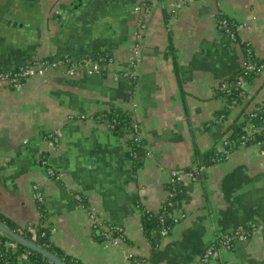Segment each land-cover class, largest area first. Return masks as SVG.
Wrapping results in <instances>:
<instances>
[{
  "label": "crops",
  "instance_id": "0c3cea01",
  "mask_svg": "<svg viewBox=\"0 0 264 264\" xmlns=\"http://www.w3.org/2000/svg\"><path fill=\"white\" fill-rule=\"evenodd\" d=\"M144 1L0 0V70L103 51L113 56L111 71L101 74L70 77L52 68L20 89L0 88V213L22 227L44 219L55 245L81 264H132V258L198 264L219 235L244 227L251 228L248 239L204 264H264V144L236 147L202 177L186 176L167 235L148 234L142 223L143 212H157L167 199L171 170L189 175L212 151L224 150L239 107L228 121L217 119L225 103L216 91L245 66L243 44L264 59V0H192L180 7L152 0L138 41L134 8ZM219 15L237 25L236 41L220 29ZM135 46L134 85L116 72L130 69ZM253 82L247 112L262 101L264 71ZM126 109L135 112L150 151L138 167L126 137L94 118ZM92 209L122 228L127 241L96 235Z\"/></svg>",
  "mask_w": 264,
  "mask_h": 264
},
{
  "label": "trees",
  "instance_id": "16d2710c",
  "mask_svg": "<svg viewBox=\"0 0 264 264\" xmlns=\"http://www.w3.org/2000/svg\"><path fill=\"white\" fill-rule=\"evenodd\" d=\"M152 0H146L141 4L145 6H149L150 8L153 6ZM221 19H225L227 21L228 28L236 35L238 39V31L237 25L234 24L230 19L228 20L227 17L223 15H219L218 22ZM220 29H223L219 24ZM236 39V40H237ZM245 54L246 59L251 61V63L255 64L254 69H246L245 67L241 68L236 74L235 77L231 80L229 85L225 88L219 89L216 91V94L221 97L224 101L223 109H220L216 113V118L223 121H228L231 112L234 108H238L239 112L236 116L231 120V123L227 125L225 134L228 135V145L225 147L224 150L221 151H212L209 156L205 157L200 165H212L221 160H223L229 151L232 149L239 147L241 145L248 146L252 144L260 143L264 144V123H262V117H264V95L261 102H255V108L247 112L246 103H244L245 99L252 92H250L249 87L253 85L254 78L259 77L263 71L264 66L261 68L260 65L264 64V59H259L256 57L252 50L251 56L248 55L247 51L250 46L245 43ZM112 54L108 51L100 52L93 57L98 59L103 57L105 60L102 64H106L108 58L111 57ZM2 71V70H0ZM103 72H106L104 70ZM239 80L244 81V87L239 85ZM264 90V86L262 87ZM261 89V90H262ZM248 92V93H247ZM258 91L251 95V100L256 97ZM250 96V95H249ZM260 107V108H259ZM254 114V115H253ZM94 118L101 123H106L110 130L126 137V144H127V153L131 158L133 165L135 167L140 166L142 157L146 156L147 148H146V140L143 139L141 141H136V131L134 130V121H135V112L126 109L121 111H104L101 113L94 114ZM256 129V131L254 130ZM252 131V132H251ZM244 137V138H243ZM246 140L243 144L242 142ZM203 172L197 173V177H202ZM39 210L41 211L42 215H46V209L42 202L38 201ZM177 205H176V189H172L169 187V195L167 199L162 203L161 207L157 212H143L142 215V223L147 230L148 234L154 232L157 236H162L161 230L167 229L170 231L174 224L177 221ZM43 217V216H42ZM45 217V216H44ZM43 217V218H44ZM0 221L5 223L7 226L16 230L18 233L20 232L23 236L32 240V233L27 229L28 227H22L16 225L12 220L8 217L4 216L0 213ZM108 230L113 232L114 236H121L123 237L124 241H127V236L122 228H115L112 227L111 224L104 221L103 224ZM37 232V238L35 242L38 244L46 247L47 249L53 251L61 258H65V260L71 264H81L80 262L76 261L69 255L65 254L57 245H55L53 241V233L46 225L44 219L39 221L37 224L34 225ZM94 233L98 235L100 238H105L103 235L104 228L102 226L94 227ZM246 231H249L251 228L244 227ZM223 234L219 235L213 243H217ZM10 241V239L0 233V264H22L23 263H31V264H52L49 260L45 259L42 255L36 252H32L26 247L19 245L16 250L8 247L6 243ZM21 252H30L29 258L27 260H20ZM139 261L138 258H132V262Z\"/></svg>",
  "mask_w": 264,
  "mask_h": 264
},
{
  "label": "built area",
  "instance_id": "2783aa9c",
  "mask_svg": "<svg viewBox=\"0 0 264 264\" xmlns=\"http://www.w3.org/2000/svg\"><path fill=\"white\" fill-rule=\"evenodd\" d=\"M192 0H176L174 6L180 7L184 3H189ZM174 8V7H173ZM135 11L139 14V21L137 28L134 32L135 38L140 41L143 35V29L148 25V22L150 20V7L145 6L143 4L137 5L135 8ZM219 24L221 27H223L224 32L227 33L233 41H236V35L231 31V29L228 28L227 21L225 19L220 20ZM139 46V45H137ZM139 50L135 46V51H133V56L131 57V67L128 70L118 71L116 72L117 75L124 76L128 80L132 81L131 83L134 85L137 84L138 80V74L136 70V65L139 58ZM248 55L251 56L252 51L248 49L247 51ZM113 56L108 58V61L106 64H102V62L105 60L103 57H100L98 59H95L93 56H87L84 57L78 61H70V60H58L56 62H49V61H40V62H32L25 65H22L18 68L10 69V70H2L0 71V87L1 86H8L13 87L15 89H20L28 79L35 76H43L46 74V72L52 68L55 69H62L63 72L70 77H76L85 73H103L104 70L111 71L112 69V63H113ZM264 64L260 65L262 68ZM246 69H254L255 64L251 63V61H248L246 59V63L244 66ZM244 81H240L239 84L244 87ZM260 108V107H259ZM254 115V114H253ZM262 123H264V117H262ZM134 130L136 131V141H141L144 139L145 134L143 127L141 123L138 121L137 118H135L134 121ZM256 131V129H254ZM244 138V137H243ZM58 141V138L54 136L52 140L50 141L49 145L51 148L56 147V143ZM246 142H242L243 144ZM261 143V142H260ZM228 145V140H224L223 142V149ZM150 155L149 149H147L146 156ZM208 168L207 165H199L192 173H186L183 169H174L171 170V180H170V186L172 189H177V187L182 184L187 177H191L192 179H196L197 173L204 172ZM49 175L55 176L57 178H60L59 175H56V173L53 171V169L48 170ZM187 176V177H186ZM35 189L37 190L38 187L35 186ZM38 193V192H37ZM78 200L81 199L80 195L76 196ZM37 199L39 202H43V198L40 193L37 194ZM90 219L91 224L93 227L96 226H102L104 228L103 235L105 239L110 240L114 243L116 242H124L123 237L114 236L113 232L111 230H108L103 224L104 222L101 221L100 217L97 215V213L92 209L90 211ZM28 230L32 233V240L35 241L37 238V232L36 228L34 226H29ZM167 229H162L161 234L162 236H165L168 234ZM1 233V232H0ZM20 233V232H19ZM21 234V233H20ZM251 235L250 231H246L243 228L236 229L233 231H228L223 234L221 239L217 243H211L207 246L205 251L202 254L201 259L199 260L198 264H204L205 262H210L211 260H217L221 259L223 253L226 250L233 249L236 241L238 240H246ZM6 245L14 250L17 249L19 246L15 241L11 240L6 243ZM30 252H21L20 254V260H27L29 258ZM54 264V263H52ZM132 264H141L140 261H134Z\"/></svg>",
  "mask_w": 264,
  "mask_h": 264
},
{
  "label": "water",
  "instance_id": "95a60500",
  "mask_svg": "<svg viewBox=\"0 0 264 264\" xmlns=\"http://www.w3.org/2000/svg\"><path fill=\"white\" fill-rule=\"evenodd\" d=\"M0 232L2 235L8 237L9 239L15 241L18 245H22L29 249L32 252L39 253L45 259L49 260L54 264H71L65 260V258H61L53 251L47 249L46 247L38 244L37 242L23 236L22 234L18 233L16 230H13L5 223L0 221Z\"/></svg>",
  "mask_w": 264,
  "mask_h": 264
},
{
  "label": "rangeland",
  "instance_id": "374dc122",
  "mask_svg": "<svg viewBox=\"0 0 264 264\" xmlns=\"http://www.w3.org/2000/svg\"><path fill=\"white\" fill-rule=\"evenodd\" d=\"M221 20H223V19H221ZM218 25H219V22H218ZM249 50L252 51V48L250 47ZM240 81H241V80H239V82H240ZM239 82H238V83H239ZM239 85H240V84H239ZM5 86H6V85H5ZM241 86H242V84H241ZM1 87H2V86H1ZM1 87H0V88H1ZM7 87H8V86H7ZM242 87H243V86H242ZM247 93H248V92H247ZM251 132H252V131H251ZM27 229H28V228H27Z\"/></svg>",
  "mask_w": 264,
  "mask_h": 264
}]
</instances>
